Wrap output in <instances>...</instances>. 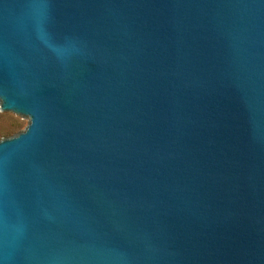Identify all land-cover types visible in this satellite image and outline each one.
Masks as SVG:
<instances>
[{
    "label": "water",
    "instance_id": "1",
    "mask_svg": "<svg viewBox=\"0 0 264 264\" xmlns=\"http://www.w3.org/2000/svg\"><path fill=\"white\" fill-rule=\"evenodd\" d=\"M0 264H264V0H0Z\"/></svg>",
    "mask_w": 264,
    "mask_h": 264
},
{
    "label": "rangeland",
    "instance_id": "2",
    "mask_svg": "<svg viewBox=\"0 0 264 264\" xmlns=\"http://www.w3.org/2000/svg\"><path fill=\"white\" fill-rule=\"evenodd\" d=\"M27 124L28 121L15 115L7 117L5 112L0 110V139L16 135L23 131Z\"/></svg>",
    "mask_w": 264,
    "mask_h": 264
}]
</instances>
